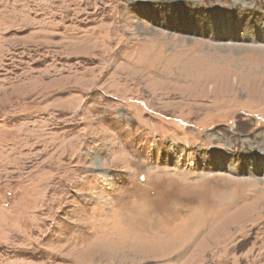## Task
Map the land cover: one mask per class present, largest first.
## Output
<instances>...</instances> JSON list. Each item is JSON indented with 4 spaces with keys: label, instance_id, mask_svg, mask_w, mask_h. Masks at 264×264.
Masks as SVG:
<instances>
[{
    "label": "rangeland",
    "instance_id": "obj_1",
    "mask_svg": "<svg viewBox=\"0 0 264 264\" xmlns=\"http://www.w3.org/2000/svg\"><path fill=\"white\" fill-rule=\"evenodd\" d=\"M263 165L264 0H0V264H264Z\"/></svg>",
    "mask_w": 264,
    "mask_h": 264
},
{
    "label": "bare ground",
    "instance_id": "obj_2",
    "mask_svg": "<svg viewBox=\"0 0 264 264\" xmlns=\"http://www.w3.org/2000/svg\"><path fill=\"white\" fill-rule=\"evenodd\" d=\"M221 187L216 190L217 193L215 197H213V207H216V209H220V207H222L227 210L235 205V202L238 201V199L244 197L243 194L236 188L228 189L225 185H221Z\"/></svg>",
    "mask_w": 264,
    "mask_h": 264
}]
</instances>
